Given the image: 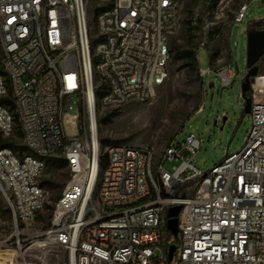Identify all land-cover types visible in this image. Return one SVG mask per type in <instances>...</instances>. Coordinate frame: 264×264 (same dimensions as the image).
<instances>
[{"label": "built area", "instance_id": "2783aa9c", "mask_svg": "<svg viewBox=\"0 0 264 264\" xmlns=\"http://www.w3.org/2000/svg\"><path fill=\"white\" fill-rule=\"evenodd\" d=\"M235 1L215 0L211 16L227 18ZM181 8L182 0H0V222L7 215L13 226L0 238V264H18L36 238L62 249L60 264H264V74L247 92L244 146L207 172L188 156L202 146L194 133L174 139L159 162L149 147L106 146L100 167L99 113L155 97L170 75ZM247 9L240 4L232 23ZM216 72L224 86L235 76L231 64ZM72 110L79 132L68 137ZM60 151L70 178L49 225L34 232L48 203L42 175ZM166 160L181 162L170 173ZM177 204L180 246L170 260L167 214Z\"/></svg>", "mask_w": 264, "mask_h": 264}, {"label": "rangeland", "instance_id": "374dc122", "mask_svg": "<svg viewBox=\"0 0 264 264\" xmlns=\"http://www.w3.org/2000/svg\"><path fill=\"white\" fill-rule=\"evenodd\" d=\"M244 2L248 3L245 20L232 23L234 11ZM212 3L213 0H182L180 24L171 38L170 75L153 99L101 110L98 132L107 159L106 146L131 145L152 148L159 162L174 139L185 140L189 133H194L202 140V146L195 156H188L196 167L207 172L227 153L242 149L252 121V113L245 111L242 97L247 72V36L264 28V24L256 23L264 19V0H236L223 20L211 16ZM188 49L197 53L200 67L207 70L204 77L189 69L185 59ZM228 64L233 66L235 76L224 86L216 71ZM259 67V73L264 74V55ZM76 113L72 110L65 115L63 126L68 137L79 132ZM21 138L17 127L13 139L21 143ZM180 162L166 160L163 165L173 173ZM69 178L67 166L47 162L42 185L48 192V203L31 230L41 232L47 228ZM12 233L13 226L6 215L0 222V238ZM172 244L180 246L177 238L172 239ZM62 256L59 246L36 238L25 245L18 264H53L55 258L60 260Z\"/></svg>", "mask_w": 264, "mask_h": 264}, {"label": "water", "instance_id": "95a60500", "mask_svg": "<svg viewBox=\"0 0 264 264\" xmlns=\"http://www.w3.org/2000/svg\"><path fill=\"white\" fill-rule=\"evenodd\" d=\"M264 55V28L257 31L249 32L247 36V72L242 83V97L245 99V111L251 112L252 101L247 96V92L251 88V80L260 72L259 63ZM182 206L180 204L171 206L168 210L167 227L171 233L178 237V214ZM176 245L172 244L169 247V259L173 258L176 250Z\"/></svg>", "mask_w": 264, "mask_h": 264}, {"label": "trees", "instance_id": "16d2710c", "mask_svg": "<svg viewBox=\"0 0 264 264\" xmlns=\"http://www.w3.org/2000/svg\"><path fill=\"white\" fill-rule=\"evenodd\" d=\"M214 2H215V0H213L212 7H213ZM256 23L262 26L264 24V19H261V20H259ZM185 59H186V63L188 65L189 69L192 72H196L197 71L198 75L200 76V73H199L200 65H199V59L197 57V53L193 49H188V50L185 51ZM61 153H62V151L49 156L47 162H49L50 164L67 166V161L65 160V158L60 156ZM106 164H107V158L104 155V156H102V158L100 160L101 169H103L106 166ZM180 192H181L180 189H176L175 190V194H179ZM176 238L177 237L172 236V239L175 240Z\"/></svg>", "mask_w": 264, "mask_h": 264}, {"label": "bare ground", "instance_id": "6f19581e", "mask_svg": "<svg viewBox=\"0 0 264 264\" xmlns=\"http://www.w3.org/2000/svg\"><path fill=\"white\" fill-rule=\"evenodd\" d=\"M20 257H21V255H20ZM20 257H18V263L20 262ZM62 261H63L62 259L59 260L58 258H55L53 264H60V263H62Z\"/></svg>", "mask_w": 264, "mask_h": 264}]
</instances>
